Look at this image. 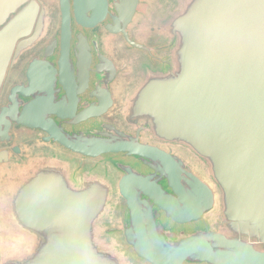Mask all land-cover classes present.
Segmentation results:
<instances>
[{
    "label": "water",
    "instance_id": "95a60500",
    "mask_svg": "<svg viewBox=\"0 0 264 264\" xmlns=\"http://www.w3.org/2000/svg\"><path fill=\"white\" fill-rule=\"evenodd\" d=\"M147 1L0 0V264H264V0Z\"/></svg>",
    "mask_w": 264,
    "mask_h": 264
},
{
    "label": "crops",
    "instance_id": "0c3cea01",
    "mask_svg": "<svg viewBox=\"0 0 264 264\" xmlns=\"http://www.w3.org/2000/svg\"><path fill=\"white\" fill-rule=\"evenodd\" d=\"M104 39H105V42H106V44L107 43H109V42H113V41H115L116 42V44H119V46L121 45V41L117 38H114L113 36H111V37H108V36H105L104 37ZM114 42V43H115ZM122 46V45H121ZM112 54V53H111ZM115 55L116 54H112V56L114 57V58H116L115 57ZM117 59V62L120 64V63H124V62H126V60H124V59H122V60H118V58H116ZM120 84H119V81H117L115 84H114V95H115V98L116 99H118V101H122V99H123V90L120 88V86H119Z\"/></svg>",
    "mask_w": 264,
    "mask_h": 264
},
{
    "label": "rangeland",
    "instance_id": "374dc122",
    "mask_svg": "<svg viewBox=\"0 0 264 264\" xmlns=\"http://www.w3.org/2000/svg\"><path fill=\"white\" fill-rule=\"evenodd\" d=\"M149 1H153V0H148L147 3H146L147 6L149 5V3H148ZM155 2H156V0H155ZM161 2H162L164 5H166V4L168 3L166 0H161ZM168 5H169V4H167L166 7H165L164 9H166ZM150 9L153 10L154 8L151 7ZM150 9H149V11H150ZM149 11H148V12H149ZM137 21H138V20H137ZM54 31H55V29H53V32H54ZM105 36H106V35H105ZM107 44H108V43H107ZM105 49H106L108 52H112V45L110 44V42H109V45L105 46ZM116 119H117V116H116ZM113 120H114V118H113ZM20 135H21V137H24V136H26V135H28V134H26L25 131H22V132L20 133ZM21 137H19V138H21ZM27 137H29V136H27ZM27 137H26V138H27ZM21 139H23V138H21ZM24 139H25V138H24ZM25 140H26V139H25ZM118 218H121L120 214H119Z\"/></svg>",
    "mask_w": 264,
    "mask_h": 264
},
{
    "label": "flooded vegetation",
    "instance_id": "af4514ba",
    "mask_svg": "<svg viewBox=\"0 0 264 264\" xmlns=\"http://www.w3.org/2000/svg\"><path fill=\"white\" fill-rule=\"evenodd\" d=\"M108 37H111V36H108Z\"/></svg>",
    "mask_w": 264,
    "mask_h": 264
}]
</instances>
